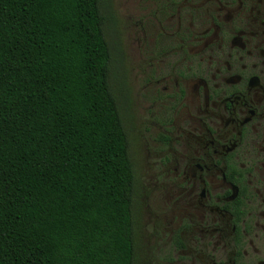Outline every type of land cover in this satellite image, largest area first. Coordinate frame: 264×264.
I'll return each mask as SVG.
<instances>
[{"label":"trees","instance_id":"trees-1","mask_svg":"<svg viewBox=\"0 0 264 264\" xmlns=\"http://www.w3.org/2000/svg\"><path fill=\"white\" fill-rule=\"evenodd\" d=\"M103 22L100 0H0V264H135Z\"/></svg>","mask_w":264,"mask_h":264},{"label":"flooded vegetation","instance_id":"flooded-vegetation-1","mask_svg":"<svg viewBox=\"0 0 264 264\" xmlns=\"http://www.w3.org/2000/svg\"><path fill=\"white\" fill-rule=\"evenodd\" d=\"M147 3L133 41L156 130L144 157L146 226L163 225L154 264H264V0Z\"/></svg>","mask_w":264,"mask_h":264},{"label":"rangeland","instance_id":"rangeland-1","mask_svg":"<svg viewBox=\"0 0 264 264\" xmlns=\"http://www.w3.org/2000/svg\"><path fill=\"white\" fill-rule=\"evenodd\" d=\"M148 6L147 0H100L104 34L111 54L109 82L130 143L129 154L136 179L135 264H154L160 257L163 245L161 222L154 217L153 224L146 226L149 213L145 198L152 189L148 184L150 173L145 167V143L156 135V130L151 129L150 110L147 109L143 91L146 46L143 41H133L140 36V27L134 24L150 16Z\"/></svg>","mask_w":264,"mask_h":264}]
</instances>
